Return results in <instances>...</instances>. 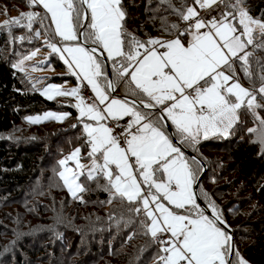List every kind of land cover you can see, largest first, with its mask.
Listing matches in <instances>:
<instances>
[{"label":"snow or ice","instance_id":"1","mask_svg":"<svg viewBox=\"0 0 264 264\" xmlns=\"http://www.w3.org/2000/svg\"><path fill=\"white\" fill-rule=\"evenodd\" d=\"M245 2L192 0L176 8L161 0L184 22H165V31L176 33L171 39L142 40L129 32L123 0H27L30 9L43 12L22 11L0 22L10 34L13 28L32 33L20 40L43 32L46 47L79 82L67 89L49 84L42 91L49 100L75 98L89 149V164L81 163L80 147L58 161L63 186L80 198L94 182L109 193L108 203L119 200L128 213L126 225L139 219L144 234L160 245L156 264H248L234 249L215 202L203 193L210 214L198 203L194 185L204 168L182 150L230 136L244 122L242 115L252 117L256 126L247 132L264 150V116L258 111L264 110V55H257L264 53V15L252 16ZM217 5L223 10L217 12ZM14 67L23 71V60ZM238 72L251 87L240 83ZM81 86L90 87L92 102ZM120 86L122 98L115 95ZM67 116L46 112L26 119Z\"/></svg>","mask_w":264,"mask_h":264},{"label":"trees","instance_id":"2","mask_svg":"<svg viewBox=\"0 0 264 264\" xmlns=\"http://www.w3.org/2000/svg\"><path fill=\"white\" fill-rule=\"evenodd\" d=\"M171 3L180 8L192 0H171ZM122 6L127 17L126 29L142 40L157 35L173 37L176 33L165 31V22L184 26L161 0H123ZM244 7L254 17L264 15V0H246ZM22 8L25 12H43L41 7L30 9L27 0H0V16L6 10H13L16 16ZM34 28L40 25L35 24ZM31 34L24 28H13L11 34L0 29V213L14 224L9 227L0 220V236H14L10 241L12 264H156L160 245L144 234L139 219L126 225L128 213L119 200L108 203L109 193L97 188L94 182L88 185L89 190L78 195L80 198H74L59 179L58 159L77 145L83 153L89 149L76 109L70 103L58 105L53 99L45 98L39 89L49 82L65 79L76 82L77 79L66 72L54 73L39 82L36 79L41 75L33 78L28 70L14 67L21 58L45 44L43 32L31 40L19 39ZM48 54V61L39 64L42 68L67 70L57 54ZM32 64L38 63L33 61L29 65ZM108 69L111 73L109 62ZM108 69L105 64L106 72ZM238 74L240 83L251 87L243 73ZM117 91L125 95L123 86ZM59 106L68 113L64 121L48 119L30 123L26 120L30 115L49 108L59 109ZM258 111L264 116V110ZM242 120L228 137L201 140L195 150L184 147L207 166L198 195L206 207L208 200L203 193L219 207L234 235V249L249 261L264 264V150L254 142L255 134L247 132L255 126L252 117L242 115ZM21 123L30 124L34 131L17 138L4 136ZM201 149L221 156H204ZM45 168H50L48 175L39 179ZM34 220L37 222L33 223ZM36 230L40 236L31 237Z\"/></svg>","mask_w":264,"mask_h":264},{"label":"rangeland","instance_id":"3","mask_svg":"<svg viewBox=\"0 0 264 264\" xmlns=\"http://www.w3.org/2000/svg\"><path fill=\"white\" fill-rule=\"evenodd\" d=\"M12 11L13 10H6V13L3 12V14H1V16H0V22H3L5 19H8V18H12V17L18 16L20 12H22V11L25 12V9L24 8L20 9L17 12V15L16 16H14L15 12H12ZM162 38H164V37H162ZM37 49L39 51H37ZM37 49L34 50L36 52V55L35 56H32L31 59L25 60L24 58H21V60H23V69L28 70V72L30 74H32L33 78H35L34 75H36V76H40V75L41 76H44L41 81H40V77L41 76L38 77L36 79V81L43 82V79L45 77H49L51 75H54V73L55 74H61V73H66V72L68 73V70L62 71V70H59V69H54L52 67H50V68H42L39 64H41L44 60L48 61V59H49L48 52H51V50L49 48H47L45 44L42 45L41 47L37 48ZM105 56H106V54H105ZM33 61L34 62H37L38 64H34V66H33V64L32 65H29ZM19 62H16L15 65H17ZM34 68H35V70H33ZM49 84H54V85H57V86H60V87H63V88H66L67 89V88L77 87L79 85V82H78V80H76V82H74V81H72L70 79H65V80H63L62 82H59V83H55V82L51 83V82H49V83H46V84H42L41 87H40V89H39V92L42 94L43 89L45 87H47ZM243 86L245 87V85H243ZM89 89H90V87H89ZM43 96L45 98H47L45 95H43ZM53 100L56 101L58 105H62V104H65V103H68V104L70 103V105L72 106V105H74L76 103V100H75L74 97H67V96H57ZM76 111H77V109H76ZM46 112H54V113H57V114L65 113L64 111H62V106H59V109L58 108H49V109H45L44 111H42V112H40L38 114L30 115V116L31 117L43 116V114L46 113ZM78 115H79V113L77 111V117H78ZM30 116H28V117H30ZM43 121H45V120H42L41 122H43ZM56 121H58V120H56ZM81 124H82V128H83V123L81 122ZM29 125L30 124L21 123V125L19 127H16L15 130H13L11 132L5 133L4 136H7L8 138L9 137H15V138H17L19 135H21L23 133H31V131H34V130H31L32 127H30ZM251 127H254V126L252 125ZM76 147H79V146L77 145V146L73 147L70 150V152L73 151ZM88 151H86V152L83 153L82 150H81V163H83V164H89L90 163V160L88 158H86ZM70 152H68L63 157H60L58 159V161L60 159L64 158L65 156H67ZM200 152L204 156H212V157L215 156L217 158H220V156H221L220 153H214V152H211V153L208 152L207 153V150H204V149H201ZM69 166L74 167V163L73 162H69ZM44 170H46L45 172L47 174H44L45 173ZM44 170L40 172L41 174H40L39 179H42L44 175H48V172H49L50 168L49 169H46L45 168ZM59 171H60V166L58 164V172ZM42 172H44V173H42ZM254 202H256V200H254ZM25 203H27V201ZM25 203L23 205H25ZM16 207H18V206H16ZM16 207H12V208L14 209ZM11 211H12V209H11ZM16 212H20V211L18 209H16ZM242 216H243V218H245L246 214L244 213ZM0 220L3 221V222H6L9 227H13L14 226L13 222H11L10 220L9 221L6 220V218L4 217V215L2 213H0ZM35 222H37V221L34 220L33 223H35ZM30 235H31V237L35 238V236H40V232H38V230H36L35 232H32ZM13 238H14V236H12L11 234H4V235H1L0 236V246L3 248V250L0 252V264H12L13 263V259H11V257H10V255H11V247H12V244H11L10 241ZM244 259L248 262V264H255V263L249 261L246 258H244Z\"/></svg>","mask_w":264,"mask_h":264},{"label":"water","instance_id":"4","mask_svg":"<svg viewBox=\"0 0 264 264\" xmlns=\"http://www.w3.org/2000/svg\"><path fill=\"white\" fill-rule=\"evenodd\" d=\"M105 64H106L107 69H108V62H105ZM108 71H109V69H108ZM108 73H109V75H111L110 71H109ZM115 94H116V93H115ZM116 95L119 96V97H123V96L120 95V94H116ZM182 150L185 152V154H187V155L190 156V157H191V156H196V157L201 161L202 166H203V168H204V171H203V172H200V174L198 175V181H197L196 185H194V189H195V191H196L197 194H198V186H199V184H200V182H201V179H202L203 175L205 174V172H206V170H207V166H206V164H205V163H204V162L198 157V155H195L194 153H192L191 151H189L186 147H183ZM198 197H199V195H198ZM198 203H200L201 207L205 208L207 214H210L211 210L208 209V208L206 207V205L202 202V200L200 199V197H199V199H198ZM225 230L228 231L229 234L232 236V238H233V247H234V235H233L232 231L228 228L227 225H226V227H225ZM230 258H232V257H230Z\"/></svg>","mask_w":264,"mask_h":264},{"label":"built area","instance_id":"5","mask_svg":"<svg viewBox=\"0 0 264 264\" xmlns=\"http://www.w3.org/2000/svg\"><path fill=\"white\" fill-rule=\"evenodd\" d=\"M223 10V5H217V12ZM216 14V13H214ZM201 15H204V12L201 10ZM81 94L84 96L85 100L87 102H92L91 97L93 96V94L91 93V90L89 89V87H81ZM121 124H126V119L124 121H121Z\"/></svg>","mask_w":264,"mask_h":264},{"label":"crops","instance_id":"6","mask_svg":"<svg viewBox=\"0 0 264 264\" xmlns=\"http://www.w3.org/2000/svg\"><path fill=\"white\" fill-rule=\"evenodd\" d=\"M156 38H161V39H171L172 37H165V36H161V35H157V36H155ZM162 37H164V38H162ZM109 64H110V67H111V63L109 62ZM242 84V83H241ZM82 87V86H81ZM116 94H120V93H118V91L116 92ZM115 94V95H116ZM121 95V94H120ZM117 96V95H116ZM123 96V95H122ZM117 97H119V96H117ZM119 98H122V97H119Z\"/></svg>","mask_w":264,"mask_h":264}]
</instances>
